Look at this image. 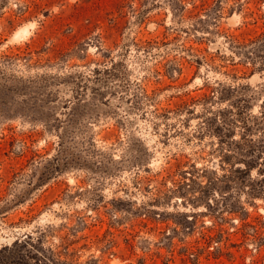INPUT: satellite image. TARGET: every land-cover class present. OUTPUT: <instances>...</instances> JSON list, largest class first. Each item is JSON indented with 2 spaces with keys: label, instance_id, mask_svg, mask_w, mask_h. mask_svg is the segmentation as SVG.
Returning <instances> with one entry per match:
<instances>
[{
  "label": "rangeland",
  "instance_id": "374dc122",
  "mask_svg": "<svg viewBox=\"0 0 264 264\" xmlns=\"http://www.w3.org/2000/svg\"><path fill=\"white\" fill-rule=\"evenodd\" d=\"M0 264H264V0H0Z\"/></svg>",
  "mask_w": 264,
  "mask_h": 264
},
{
  "label": "bare ground",
  "instance_id": "6f19581e",
  "mask_svg": "<svg viewBox=\"0 0 264 264\" xmlns=\"http://www.w3.org/2000/svg\"><path fill=\"white\" fill-rule=\"evenodd\" d=\"M22 33V32H21ZM19 37V36H18Z\"/></svg>",
  "mask_w": 264,
  "mask_h": 264
}]
</instances>
